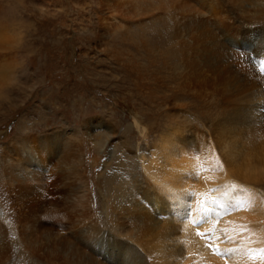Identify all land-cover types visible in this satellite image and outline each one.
I'll return each instance as SVG.
<instances>
[{
  "label": "rangeland",
  "instance_id": "1",
  "mask_svg": "<svg viewBox=\"0 0 264 264\" xmlns=\"http://www.w3.org/2000/svg\"><path fill=\"white\" fill-rule=\"evenodd\" d=\"M223 1L229 2L0 0V264H84L82 255L87 256L91 251L85 243L88 242L85 231L92 223L100 224L103 234L108 232L107 224H114L121 233L134 236L129 219L119 217L117 208L109 210L112 180L121 181L139 206L150 212L157 222L156 232L162 229L170 235L169 242L162 247H157L161 235L159 238L155 235L144 237L141 241L144 245L147 241V246L139 245L140 240L133 241L124 234L119 236L124 242H130L131 248L140 250L144 264H168L162 256L176 251L179 254L170 258L173 259L170 264H201L196 260L197 249L192 250L201 241L179 230V219L189 215L191 205L201 206L198 196L202 194L199 188L204 180L220 181L212 185L223 192L228 182L226 172L231 173L224 160L229 151L225 152V148L220 152L221 142L214 135L216 124L211 115L222 112V107L229 104L234 106L230 98H239L240 106L250 103L249 106L264 107V80L258 79H264V65L252 63L250 67L254 73L247 77L248 85H244V78L240 77L238 83L243 86L242 93L229 97L227 90L238 76L234 74L231 78L228 73L226 83L208 73L213 80L207 85L192 86L188 79L178 74L180 70L173 71L165 65L164 51L177 36L188 40L190 29L203 18L213 19ZM238 67L230 65L234 72ZM263 127L264 123L248 138L243 134V138L238 139H243V146L238 142L233 146L234 156L247 170L243 171L254 170L261 177L254 183L233 178L238 181L237 185L229 183L228 186L240 191L229 193L232 196L228 205L236 197H244L247 202L239 208L230 206L233 212L224 211L226 218L246 215L261 219L253 223L256 232H264ZM170 129L176 136L181 131L180 138L192 139L191 153H186L185 147L175 148L178 137H168ZM23 140L42 162L39 169L42 171L38 173L42 177L40 180L49 182L45 179L54 178L37 196V208L31 201L21 203L15 199L17 183L10 184L11 176L7 172L6 164L21 163L19 155L22 159L24 154L17 148ZM186 162H194L196 168L185 170ZM148 171L152 172L151 176ZM169 171L178 172L188 188L198 187L183 196L185 205L178 212L175 210L178 200L170 201L157 188L161 173ZM153 194L160 195L156 197L159 200L157 208L147 203ZM87 212L91 217L86 219ZM208 213L222 219L218 210ZM200 222H195L193 227L200 228ZM52 238L70 240L80 251V258L74 254L71 244L53 247ZM230 238H226L224 244L230 241L236 244L237 240ZM213 250L208 252L210 257L225 254ZM227 257L232 259V254ZM95 260L101 259L95 257ZM220 261L221 264L230 263L226 256Z\"/></svg>",
  "mask_w": 264,
  "mask_h": 264
},
{
  "label": "bare ground",
  "instance_id": "2",
  "mask_svg": "<svg viewBox=\"0 0 264 264\" xmlns=\"http://www.w3.org/2000/svg\"><path fill=\"white\" fill-rule=\"evenodd\" d=\"M212 3H214V2H212ZM197 4H198V2H197ZM216 4L218 5V2ZM209 6H210V4H209ZM219 7L220 8L217 10V12L215 11L217 14L214 12L215 16L213 19H207V18L204 19L203 18L201 21L199 20L200 22L198 21L199 24L197 23L196 24L197 26L195 25V28L190 29L191 31H189L190 36H189L188 40H185L184 37L177 36V37H175V40L177 39L175 42L171 41V44L169 43L168 46H166L168 48H167V50L164 51V60H165L164 63H165V65H169V68H172L173 71L174 70H180V72L178 74L181 75L182 77L184 76L186 79H188L191 82L192 86H196V87L205 86L208 84L209 80H213L212 78H210L208 76V73L211 75H215L216 79L219 78L220 80H223L225 82L229 80L228 73L230 74L231 78H233V76L235 74L236 76H238V78H236V82H233L235 80V77L233 78L232 83H231L232 85L230 86V89L227 90V92L228 93L230 92L229 97L239 96L240 92L242 93L243 86L238 83L240 81L238 79L240 77H243L244 83H245V84L244 83L243 84L248 85L247 83L249 81L247 82L246 79L248 80L247 77L253 76L252 72L254 71V70L252 71V68L250 67L251 64L255 63V64H258L260 66L264 65V0H229V2H226V1L220 2ZM204 12H205V10H204ZM212 12H213V10H212ZM210 15L212 16V14H210ZM189 28H191V27H189ZM1 45H2V43L0 40V46ZM233 64H235V66L239 65L238 71H236V70H235L236 72L231 71L230 65H233ZM164 70H165V68H164ZM255 75H256V73H255ZM175 77H177V76H175ZM261 78L262 77H258V79L264 80ZM219 79H218V81H220ZM226 83H224V84L226 85ZM215 84H217V83H215ZM219 84H220V82H219ZM256 86H258V85H256ZM254 90H252V91H254ZM263 94H264V92H263ZM241 96H243V95H241ZM250 97L252 98V95ZM262 98L264 99V97H262ZM236 99H237V101H235ZM236 99L230 98V101L235 103L234 106H232V104L230 105L228 103L229 104L228 106L222 107L223 108V109H221L222 112L211 115L212 117L210 116L212 119H214V121H215L214 124H216V126L214 125L215 128L213 126L212 127L214 128V133H215L214 135L217 136V139L221 142V149H219L220 152L225 151V148L227 149L225 152L229 151L228 156L224 160L227 162V164H225V165L230 166L231 169H229V171L231 170V173L226 172L227 175L225 174L226 178L228 180V182L225 183V185H224L225 190L223 189L224 191L220 192V189H216L215 185H212L216 181L215 179L210 178V179L204 180L203 184L201 185L202 188H199L200 190H202V194H199V196H198L202 202L201 206L198 205V207L194 208V205H191L190 206L191 212L190 213L188 212L189 215L187 214L186 216L179 219V221H180L179 230L194 236L195 240L201 241V243L199 244L200 246L197 244L194 246V249H192L193 251L197 249L196 250V252H197L196 258L198 257V259H196V260L201 264H221V262L223 260L222 261H220V260L222 258H225V256H226V261L230 262L229 264H264V232H261L262 230L260 232H256V228H255L256 225L253 224V223L256 224L257 221L259 222L262 220L261 219L257 220V219L247 218V217H245L246 215L245 216L237 215V216L232 217V218H230V217L226 218L225 213H224V211L226 209L227 210L230 209V206L228 205V202H229L228 200L231 199L230 196H232V195H229V193L233 192V191H236V192L238 191L236 187L228 186V185H230L229 183H232L233 185H237L238 181L233 179V178L246 181V183L247 182L254 183V180H258V179H260L259 177H261V176H259L258 173H256L253 170L255 167L254 168L250 167L253 171L245 172V170H246L245 166L244 165L241 166L242 165L241 162L238 161L240 159L237 160L236 156H234L235 154H234L233 146H236L235 143H237V142H238L237 144L243 146L242 145L243 143L241 142V140H243V139H241V140H238V139L241 137L243 138V134H245V136H247V138H248V136L250 137L252 135V132L258 130L260 128V126L264 123V107H262L261 105L258 106V105H252V104H251V106H249L250 103H247L244 106H242V105L240 106L238 104V102L240 103L239 98H236ZM257 101L260 102V100H257ZM263 103H264V101H263ZM217 109L218 108H216V110ZM212 111H215V109ZM178 125L179 124H177V126ZM182 125H183V123H182ZM187 127H189V126H187ZM168 129L169 128H167V130ZM171 129L169 131H167L168 132L167 136L168 137L170 136L172 139H173V137L174 138L178 137V138H176V141H175L176 147L175 146L174 147L175 148L185 147V149L187 151L186 153H188L189 149L193 147L192 139L191 138H187V139L180 138L181 131L179 132V135L176 136L171 131ZM176 131H177V129H176ZM253 136H255V135H253ZM167 143H168V141H167ZM205 145H203V146L205 147ZM253 146H255V145H253ZM255 147H257V146H255ZM179 148H178V150H179ZM181 148H180V150H182ZM238 148L240 150L243 149L242 147H238ZM17 150L20 154H24V157L22 159H21L22 155H19L21 157L18 160L21 163L18 164V162H17L15 164H11V163L6 164V166H8L7 172L11 176L10 177V184H14V182L17 183V185H16L17 191H15V193H14L15 199L19 200V202H21V203H27V202L31 201L32 203H35L34 206L37 208V200H38L37 196H39L40 191L47 184H49V183L52 184L51 182H52V179L54 181V178H49V180H47L48 178L45 179L46 181H49V182H45V181L43 182L42 180H40L42 177H40L38 173L42 171V170L39 171V169L42 168V162H40L41 160L38 158V156L37 157L35 156L36 152L34 151V149L29 144H27L26 140H23V142L21 143V145H19V148H17ZM196 150H197V148H196ZM208 151H210V150H208ZM180 153H182V152H180ZM189 153H191V151ZM263 153L264 152H262L261 154H263ZM187 155L189 157V154H187ZM192 155L190 157H192ZM236 155H238V154H236ZM245 158H247V157H245ZM172 159H174V158H172ZM219 159H221V158H219ZM8 160H10V159H8ZM8 160L6 162H9ZM178 160L179 159H177V161ZM244 160H247V159H244ZM181 161H183V160H181ZM38 164L40 166H38ZM243 164H245V163H243ZM185 165L186 166L184 168H186L185 170H187V171H189L188 169L194 170L196 168V165L194 164V162L193 163L186 162ZM250 165H251V163H250ZM173 166L178 167L177 165H172V167ZM259 166H260V164H259ZM224 169H225V167H224ZM243 169H245V170L243 171ZM139 170H141V169H139ZM143 171H147V170L144 169ZM126 172H130V171H125V173ZM169 172H166L164 174L161 173L159 179H157L160 182V185H157V188L159 189L161 194L163 193L170 201H172L171 199L178 200V202H177L178 206H177V209H175L176 212H178V211L183 210V208H184L183 206L185 205L186 199L183 196H185V194L188 192L195 191L194 189H196V188L198 189V187H194V189L188 188L189 186H187L185 182L183 183L182 180L180 179L182 176L180 177L178 172H174V173H171V172L169 173ZM148 173L151 176L152 172L148 171ZM113 175H114V173H113ZM128 175H129V173H128ZM140 175H141V173H140ZM188 175L190 176V174H188ZM152 178L156 179L155 176H153V175H152ZM229 178H231V179H229ZM106 179L110 180L111 178H106ZM33 182L34 183L36 182V183L34 184ZM120 182L121 181L115 182V180L110 181V183L113 185V187L109 190V195H110L109 202L111 204H109L110 206H108V207H110L109 210L117 208L119 210L118 214H120L119 217L129 219V221L131 222L133 231H135V233H134L135 235L134 236L129 235L130 237L126 236L125 233H121V229H118L116 227V225H114V224H109V225L104 224L103 226L106 225L108 227V232H105L103 234L100 231L103 227L101 226L102 228H100L99 227L100 224H98V223H92L87 228V230L85 231V234H86L85 236H87V240H88V242H85V243H87V246L91 247V251L89 252V254L87 256H85L81 252V254H83L82 257L84 258V260H83L84 264H144V261L142 260L143 258L140 255V250L131 248L130 242H128L127 240H125V242H124V240H121V238L119 237L121 234H124L125 237L132 239L133 241H136L138 239V242H139V240H140L141 243H138L139 245H144V244H142L143 242L141 241V240H143L144 237L154 236V235L158 238L160 235L162 236V240L158 241L157 247H159V246L162 247V245H165V242H169L168 239L170 238L169 237L170 235L168 233H166L165 231L163 233L162 229L159 230V232L158 231L156 232V229H157L156 223L157 222L155 223V221L153 220L154 219L153 216H150L149 215L150 212L148 213L145 209L143 210V208H141L139 206L137 201L131 196L132 193H130L129 190L127 191L122 186V184ZM147 182H149V181H147ZM153 182H154V180H153ZM216 182H220V181H216ZM140 184H142V183H140ZM154 188H156V187H154ZM180 188H183L181 190V192L179 191ZM158 189H156V190L158 191ZM248 190H250V188ZM157 191H154V192H157ZM218 192H220V193H218ZM249 193H251V192H249ZM157 194H159V193H157ZM241 195H239V196H241ZM242 196H244V195H242ZM147 197H148V195H147ZM156 197L159 198L160 195L158 196L156 194H153V198H151L149 201H147V203L151 204L157 208V205L159 204V200ZM258 199H259V197H258ZM145 206H148V205H145ZM196 208H199V209L196 210ZM237 208H239V207H237ZM217 210L221 213L222 219L226 218L227 220L223 221L221 218L218 219L216 216L211 215L212 213H208V212H215ZM239 210H241V209H239ZM33 211H35V209ZM199 211H201V212H199ZM233 211L231 209L229 210V212H233ZM32 213H34V212H32ZM220 213H219V215H220ZM32 215L34 216L35 214H32ZM85 215H86V219H87V217H91V214L88 212L85 213ZM227 215H228V213H227ZM157 221H158V219H157ZM197 221L198 222L202 221V222H200L201 223L200 228H194L193 227V224ZM158 223H160V222H158ZM246 223H252V225L250 224L248 226H244ZM263 224H264V222H263ZM84 225H86V224H84ZM87 226H88V224H87ZM171 226H170V228H172ZM164 228H165V226H164ZM260 228H261V226H259V228L257 227V230ZM198 235H200V236L204 235V236L198 237ZM85 236H84V240H85ZM230 237L237 240L236 244H234L231 241H230L231 244L229 242H227V245L224 244V240L226 238H229L231 240ZM198 238H203V239H198ZM53 239L54 238H52L50 240V244L53 247L57 246V245L63 246L64 244L65 245L71 244V241L68 239H65V238L64 239L57 238L55 240H53ZM186 243H187V241H186ZM146 244H147V241H146ZM146 244L144 246H147ZM181 244H179V245L181 246ZM71 246L74 247L73 243L71 244ZM73 249H74V254L76 256L78 255V257H79L80 251H78L76 247H74ZM213 249H215V250H213ZM210 250L211 251L212 250L213 251H219V252L222 251L221 253L225 252L226 255L223 253L224 255L222 254L221 256H218V257H212V256L210 257L208 255V252ZM71 252H73V251H71ZM83 252H86V251H83ZM166 253L167 254L163 255L162 257L165 261H167L168 264H170L169 262L173 261V259L170 260V258H172L174 255L179 254L178 251H176L175 253L174 252H172V253L166 252ZM229 253L232 254V259L227 257L229 255ZM166 255H168V256H166ZM72 256H74V255H72ZM95 257L100 258L104 262L103 263L100 262L101 260L96 261ZM82 264H83V262H82Z\"/></svg>",
  "mask_w": 264,
  "mask_h": 264
},
{
  "label": "snow or ice",
  "instance_id": "3",
  "mask_svg": "<svg viewBox=\"0 0 264 264\" xmlns=\"http://www.w3.org/2000/svg\"><path fill=\"white\" fill-rule=\"evenodd\" d=\"M246 202L247 201L245 198L236 197V198H234V202L230 203V206L231 207H239V206H242Z\"/></svg>",
  "mask_w": 264,
  "mask_h": 264
}]
</instances>
